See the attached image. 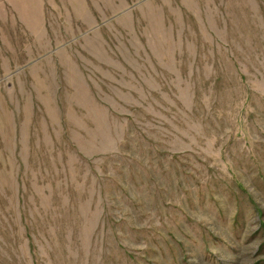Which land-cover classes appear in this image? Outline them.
I'll return each mask as SVG.
<instances>
[{"label":"rangeland","instance_id":"rangeland-1","mask_svg":"<svg viewBox=\"0 0 264 264\" xmlns=\"http://www.w3.org/2000/svg\"><path fill=\"white\" fill-rule=\"evenodd\" d=\"M0 264H264V0H0Z\"/></svg>","mask_w":264,"mask_h":264},{"label":"trees","instance_id":"trees-1","mask_svg":"<svg viewBox=\"0 0 264 264\" xmlns=\"http://www.w3.org/2000/svg\"><path fill=\"white\" fill-rule=\"evenodd\" d=\"M155 152V157L157 159H159V157L163 159L158 161V163H156L157 165L163 168V162L167 161V164H169V166L173 165L174 170L177 171V165L175 163L177 160L175 156H172V159L170 160H166L167 157H165L161 151L157 149ZM141 153L142 154L137 157L136 152L126 148L117 156H109V161H104L105 164L110 163L117 169L113 173L107 171L102 177L101 191L105 195V211H108L106 210L108 208L111 212L110 215L106 216L108 220L118 221L126 225L134 224L133 227H136V221L133 213L137 210V206H139L142 201L144 202V196L137 195L136 192H134V187H139L141 185L149 187L151 181H155L156 188L163 189L165 187L159 182L160 180L157 181L155 179L154 172L146 167H143L144 160L152 156L153 152L151 153L149 148L146 147L141 150ZM139 166L143 167L142 171H147V176L149 178H146L142 172L138 170ZM137 177L140 179L139 182H137ZM169 178L170 189L175 192L180 180L177 179V183L174 184L173 174L171 172H169ZM160 197L162 201L165 200V196L163 194H160ZM156 206L158 209L160 208L159 201H156Z\"/></svg>","mask_w":264,"mask_h":264}]
</instances>
